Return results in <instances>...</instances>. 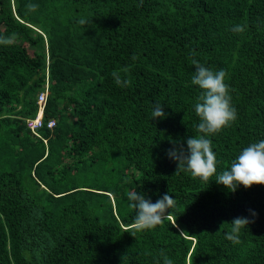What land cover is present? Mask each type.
<instances>
[{
  "label": "trees",
  "instance_id": "1",
  "mask_svg": "<svg viewBox=\"0 0 264 264\" xmlns=\"http://www.w3.org/2000/svg\"><path fill=\"white\" fill-rule=\"evenodd\" d=\"M193 60L226 70L237 119L216 133L196 127ZM46 85L36 135L26 118ZM201 134L208 180L167 155ZM258 139L264 0H0V264H264V184L216 181ZM131 190L175 203L138 230Z\"/></svg>",
  "mask_w": 264,
  "mask_h": 264
},
{
  "label": "clouds",
  "instance_id": "2",
  "mask_svg": "<svg viewBox=\"0 0 264 264\" xmlns=\"http://www.w3.org/2000/svg\"><path fill=\"white\" fill-rule=\"evenodd\" d=\"M29 7L35 9L38 5L32 3ZM242 30V25L233 26V31ZM193 64L195 70L191 77L192 83L203 90L194 104L195 113L200 118L196 127L202 133H216L237 119V109L232 104L230 86L225 80L226 70H215L198 60H193ZM120 82L117 78V83ZM164 116L161 103L155 104L152 118ZM167 155L178 162V167L189 170L192 176L208 180L217 173V154L209 135L189 136L186 139V147L184 144H178L169 149ZM216 181L232 191L240 185L249 187L252 184H264V139L249 142L247 146L242 147L231 160L229 167L218 174ZM128 199L136 209L135 228L138 230L160 224L175 203V197L168 192L153 202L146 198L143 192L131 190ZM248 223L247 217L234 218L231 231L225 233L227 239L238 242L242 228ZM163 264H174V261L165 257Z\"/></svg>",
  "mask_w": 264,
  "mask_h": 264
},
{
  "label": "built area",
  "instance_id": "3",
  "mask_svg": "<svg viewBox=\"0 0 264 264\" xmlns=\"http://www.w3.org/2000/svg\"><path fill=\"white\" fill-rule=\"evenodd\" d=\"M48 85L38 94L37 96V113L33 118H26V125L30 131L38 135V129L43 126V114L44 108L48 96ZM55 124V119H48L46 122V127L51 129Z\"/></svg>",
  "mask_w": 264,
  "mask_h": 264
}]
</instances>
